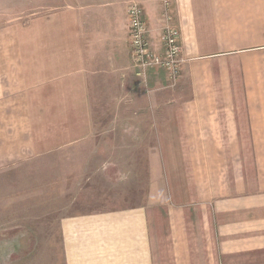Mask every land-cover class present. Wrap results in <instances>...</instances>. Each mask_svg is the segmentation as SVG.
I'll return each instance as SVG.
<instances>
[{
  "label": "crops",
  "instance_id": "obj_1",
  "mask_svg": "<svg viewBox=\"0 0 264 264\" xmlns=\"http://www.w3.org/2000/svg\"><path fill=\"white\" fill-rule=\"evenodd\" d=\"M130 1L69 0L0 25V172L78 161L105 128L95 100L168 88L162 69L145 83L133 72ZM168 1L185 101L140 130L155 131L152 162L169 197L62 217V264H264V0ZM134 2L161 51L164 0Z\"/></svg>",
  "mask_w": 264,
  "mask_h": 264
},
{
  "label": "rangeland",
  "instance_id": "obj_2",
  "mask_svg": "<svg viewBox=\"0 0 264 264\" xmlns=\"http://www.w3.org/2000/svg\"><path fill=\"white\" fill-rule=\"evenodd\" d=\"M68 1L0 0V25L26 22ZM180 89L177 83L157 91L137 88L116 99L103 94L94 104V122L105 127L94 137L96 149L86 148L84 158L73 163L52 156L0 172V264H62V217L149 205L158 202L157 193L166 200L152 162L158 149L155 131L140 129L164 121L162 109L182 105L186 89ZM165 181L187 184L180 178Z\"/></svg>",
  "mask_w": 264,
  "mask_h": 264
},
{
  "label": "built area",
  "instance_id": "obj_3",
  "mask_svg": "<svg viewBox=\"0 0 264 264\" xmlns=\"http://www.w3.org/2000/svg\"><path fill=\"white\" fill-rule=\"evenodd\" d=\"M162 19L164 24L159 36L161 51L153 50L147 40L148 25L136 2L127 4V42L131 53V63L134 74L145 83L146 72L159 68L166 72L168 87L176 85L182 70L184 60L181 56L179 32L172 24L169 14L170 2L164 0Z\"/></svg>",
  "mask_w": 264,
  "mask_h": 264
}]
</instances>
